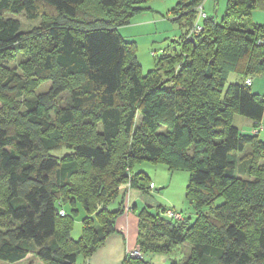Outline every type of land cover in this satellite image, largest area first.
I'll return each mask as SVG.
<instances>
[{
	"label": "trees",
	"instance_id": "1",
	"mask_svg": "<svg viewBox=\"0 0 264 264\" xmlns=\"http://www.w3.org/2000/svg\"><path fill=\"white\" fill-rule=\"evenodd\" d=\"M152 1L0 0V261L85 264L116 234L125 191L152 188L146 173L132 171L150 162L188 171L194 219L141 209L143 258L126 254L122 264H151L145 255L179 244L190 254L171 264H264V98L250 87L264 72V24L251 22L264 2L227 0L219 18L206 15L190 35L203 0H177L169 14L183 30L181 54H162L143 75L137 44L117 30ZM19 14L41 23L23 33L12 18ZM24 50L19 75L7 63ZM230 74L243 81L224 90ZM40 83L50 88L36 95ZM236 115L254 133L241 134ZM239 161L248 179L233 175ZM167 210L182 219L165 218Z\"/></svg>",
	"mask_w": 264,
	"mask_h": 264
},
{
	"label": "rangeland",
	"instance_id": "2",
	"mask_svg": "<svg viewBox=\"0 0 264 264\" xmlns=\"http://www.w3.org/2000/svg\"><path fill=\"white\" fill-rule=\"evenodd\" d=\"M205 1L202 3V8L206 10V6L203 7ZM212 2V0H208ZM207 2V3H208ZM177 0H155L150 3H147V9L137 13L132 17L130 24L118 28V33L126 41H133L138 46L137 57L142 70L144 73H147L149 70L153 69L155 66L156 58L160 57L162 54H181V45H179V39L182 36L183 30L178 26L177 23L170 21L172 19L169 15L171 9L174 8ZM11 17V16H6ZM12 18L17 19L20 22V28L23 33H29L35 30L41 23V19L35 21H29L23 14L12 15ZM152 18H159L160 23L153 24L150 20ZM142 22V23H141ZM146 22V23H144ZM252 22V21H251ZM144 23V24H143ZM22 45H16L20 47ZM21 48V47H20ZM26 59V50L23 52L16 51L15 59L9 61L7 66L10 70H16L19 75H22V70L19 68V63ZM264 76V72L260 75ZM260 76L255 78L259 79ZM254 79V78H252ZM242 78L236 74H230L228 76L225 89L226 90L230 85L241 84ZM263 83V82H262ZM264 85V84H263ZM50 88L49 83H40L36 89V95L46 92ZM259 95V94H258ZM261 96V95H259ZM264 98V95H263ZM66 96L63 95L58 99V105L60 107L66 106ZM139 119V117H138ZM250 120L241 117L234 116L233 125L238 128L241 134H249V129L245 123H249ZM138 123V122H137ZM264 123V119H263ZM260 139L264 141V131L259 134ZM249 152L246 148L243 154H238L239 158L243 157ZM59 156H62L63 153H59ZM237 155V156H238ZM244 166V163L240 161L237 163L233 175L237 178L248 179V176L245 173L241 172V168ZM133 172H144L149 178L153 181H157L160 184H165L164 187L159 189L160 194L163 196L161 202L167 203L170 207L172 204L179 210H182L187 217L194 219L193 214L191 213L190 207L187 205L184 199L185 189L189 180V173L186 170H179L170 173L169 170L162 164L155 165L150 162H141L136 164L133 169ZM168 185H170L168 187ZM160 200V199H159ZM222 202L221 199L216 201V205H219ZM111 207V206H110ZM68 208H66L67 211ZM112 209V207H111ZM69 210V209H68ZM154 212V209H151ZM85 216V213L81 208H79V215L75 218L74 228L71 233V237L74 240H77L81 235V219ZM190 254V247L188 244H179L171 248L168 255H153L147 254L146 260L150 262V259L155 258L156 263L154 264H171L172 262L181 263L185 261ZM38 264L36 256L32 255L31 259L27 260L24 264ZM0 264H10L3 261H0Z\"/></svg>",
	"mask_w": 264,
	"mask_h": 264
},
{
	"label": "crops",
	"instance_id": "3",
	"mask_svg": "<svg viewBox=\"0 0 264 264\" xmlns=\"http://www.w3.org/2000/svg\"><path fill=\"white\" fill-rule=\"evenodd\" d=\"M207 2L208 0H206L205 4H203V7L204 6L207 7L205 11L203 9V12L207 16L215 15L216 17L219 18L224 13L227 0H212V2L210 3ZM150 21L153 24L161 22L159 18L157 19L152 18ZM251 21L255 24H264V10L252 12ZM137 51H138V46H137ZM151 70H149L148 72H150ZM142 73L143 75L147 74L144 73L143 70ZM263 84H264V76L262 77L260 76L259 79L257 78L252 79V83L250 85L252 92L255 94H259L263 97L264 95ZM245 124L247 126V129L250 130V132L248 133L249 134L254 133L252 128V123L249 121V123H245ZM151 184H152V188L146 191L145 193L133 189H128L125 191V195L122 201L123 212L114 221V228L116 230V234L109 236L105 241L104 245L99 249H97L92 254V256L89 257L88 260H86L89 262V264H122L125 255L137 247V228H138L137 213L141 209L147 208L149 210L151 209L156 210L158 207L161 206L162 208L181 211L177 209L173 204L172 207H170L167 203L163 204V202H161V198L163 196L160 194V192H156V191L164 187L165 184H160L156 180L155 181L151 180ZM169 186L170 185H168V187ZM121 189L124 190L125 188L122 187ZM119 202H120L119 200H116L114 203H112L110 205L112 209L109 206L110 210H115ZM29 259H31V256H27L24 260L20 261L17 264H24ZM144 259L146 260V256H144ZM37 262L38 264H42L38 259ZM150 263L151 264L156 263V256L155 258L150 259Z\"/></svg>",
	"mask_w": 264,
	"mask_h": 264
},
{
	"label": "built area",
	"instance_id": "4",
	"mask_svg": "<svg viewBox=\"0 0 264 264\" xmlns=\"http://www.w3.org/2000/svg\"><path fill=\"white\" fill-rule=\"evenodd\" d=\"M196 16H197V20L194 22V24L190 30V35H198L200 33V31L202 30V27L198 24V20L206 18V14L203 12L202 3H201V5L196 7ZM245 83L247 85H250V83H251L250 79L246 80ZM258 129L264 130V125H259ZM61 214H63V213L61 212ZM163 216L167 219H176V220L182 219V216L179 213H176V212L171 211V210L165 211ZM128 255L131 257H134V258H139V259L143 258V255L140 252L138 247H136L134 250L130 251L128 253ZM85 264H89V262L86 261Z\"/></svg>",
	"mask_w": 264,
	"mask_h": 264
}]
</instances>
